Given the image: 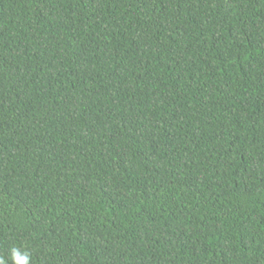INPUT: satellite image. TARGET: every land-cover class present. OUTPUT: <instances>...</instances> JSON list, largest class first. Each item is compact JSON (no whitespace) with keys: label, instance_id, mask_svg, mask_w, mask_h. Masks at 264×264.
<instances>
[{"label":"trees","instance_id":"16d2710c","mask_svg":"<svg viewBox=\"0 0 264 264\" xmlns=\"http://www.w3.org/2000/svg\"><path fill=\"white\" fill-rule=\"evenodd\" d=\"M264 264V0H0V261Z\"/></svg>","mask_w":264,"mask_h":264},{"label":"clouds","instance_id":"9594fccd","mask_svg":"<svg viewBox=\"0 0 264 264\" xmlns=\"http://www.w3.org/2000/svg\"><path fill=\"white\" fill-rule=\"evenodd\" d=\"M12 259L16 264H29L30 257L27 253L21 255L18 249L12 250ZM0 264H3V261H0Z\"/></svg>","mask_w":264,"mask_h":264}]
</instances>
